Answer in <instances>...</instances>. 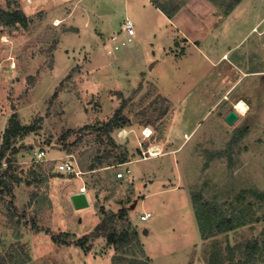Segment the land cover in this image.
I'll use <instances>...</instances> for the list:
<instances>
[{
	"label": "rangeland",
	"instance_id": "1",
	"mask_svg": "<svg viewBox=\"0 0 264 264\" xmlns=\"http://www.w3.org/2000/svg\"><path fill=\"white\" fill-rule=\"evenodd\" d=\"M235 1L0 0L28 19L0 24V151L11 119L33 129L0 158V264H210L264 241V0ZM126 19L136 36L121 46ZM207 32L231 38L207 46ZM240 100L248 113L230 126ZM115 117L128 121L105 132ZM61 157L79 175L58 172ZM82 189L90 207L77 210ZM196 199L244 225L205 239ZM110 214L111 233L97 235ZM123 230L140 244L118 249Z\"/></svg>",
	"mask_w": 264,
	"mask_h": 264
},
{
	"label": "trees",
	"instance_id": "2",
	"mask_svg": "<svg viewBox=\"0 0 264 264\" xmlns=\"http://www.w3.org/2000/svg\"><path fill=\"white\" fill-rule=\"evenodd\" d=\"M235 2L236 4H239L241 0H236ZM177 12L178 9L175 8L173 12L172 11L170 12L169 17L174 16ZM2 23L11 26H16L17 24H20L22 27L27 28L28 19L26 18L25 14L20 10L14 11L13 13H5L2 12L0 9V24ZM127 121L128 119L125 117L121 119L115 117L108 125H105L106 128L105 132L114 128V126H117L120 122H123V124H125ZM22 130L30 131L33 129H31V127L24 129V127L20 125L19 121H15V118L11 119V127H9L5 131L4 147L0 151L1 159L5 158L6 152L10 149L11 139L13 137L18 136L19 132H21ZM72 133L73 130H69L66 133L65 137L70 136ZM8 162L11 161L8 160ZM123 162L125 161L122 159L119 163H123ZM8 166L9 169L12 168L10 164ZM96 169L99 168H95L93 166L92 169L90 170H96ZM5 173L0 174L1 193H4L3 190L8 188V183ZM31 174L35 175L36 173L31 172ZM39 174L36 175L43 176L42 173ZM17 182H21V181L17 179ZM8 192H11V190L8 189ZM200 199H196L195 207L199 221L200 232L205 239L212 238L222 233L233 231L239 228L240 226L244 225V223L242 222L239 223L241 221V216H242L241 213L236 214V212H233V214H230L229 217L228 216L222 217V215H220L215 208L208 207L206 204L202 203ZM126 214H127V210L122 209L119 213V216L124 217ZM115 219H116V215L114 214L108 215L104 219V221L98 226V229L95 231L96 234L99 235L100 233L102 234L111 233ZM88 238H89L88 236H85L82 243L87 241ZM63 241L67 242L65 238H63ZM114 242L118 246L117 248L122 250L131 247L133 242H135L137 245L140 244L138 239V233L136 231H130V230H123L121 233L117 234V236L115 235ZM230 250L232 252L231 256L225 257L220 253L218 255H214L210 257L209 263L210 264H264V241H260L257 239L245 241V243L240 244L235 249H230ZM236 253L240 254V260L238 261H235L233 259Z\"/></svg>",
	"mask_w": 264,
	"mask_h": 264
},
{
	"label": "built area",
	"instance_id": "3",
	"mask_svg": "<svg viewBox=\"0 0 264 264\" xmlns=\"http://www.w3.org/2000/svg\"><path fill=\"white\" fill-rule=\"evenodd\" d=\"M123 29H124V33H125V38H124V41L122 42V45H126L128 43H131L133 42L134 40V37L136 36V32H135V28H134V23L131 19H126L124 25H123ZM119 48V47H118ZM144 135L146 137H149L146 135L147 131L145 130L144 132ZM149 153V152H148ZM36 156H37V161L38 162H41V161H48L49 159H47V153L45 150L43 149H40L39 151H37L36 153ZM148 156H145L144 159H149V158H152V154H151V150H150V154H148ZM52 161L56 162L57 163V171L60 172V173H63V174H77L79 175V173L76 171V166L74 164L73 161H70L64 157H61V158H55L53 159ZM131 173V170L128 169L127 170V174H130ZM117 177L119 179H123L126 177V173L124 171L120 172ZM82 191H85V189H82ZM152 217V213L151 212H148L146 214H144L142 216V219L145 221V220H148Z\"/></svg>",
	"mask_w": 264,
	"mask_h": 264
},
{
	"label": "water",
	"instance_id": "4",
	"mask_svg": "<svg viewBox=\"0 0 264 264\" xmlns=\"http://www.w3.org/2000/svg\"><path fill=\"white\" fill-rule=\"evenodd\" d=\"M240 119V114L238 111L232 110L230 111L227 116L225 117V122L232 126L234 125L238 120ZM254 122V119L252 117H249L248 126L251 125V123ZM71 202L75 209L82 210L90 207V200L86 192L81 191L78 193H75L71 196Z\"/></svg>",
	"mask_w": 264,
	"mask_h": 264
},
{
	"label": "crops",
	"instance_id": "5",
	"mask_svg": "<svg viewBox=\"0 0 264 264\" xmlns=\"http://www.w3.org/2000/svg\"><path fill=\"white\" fill-rule=\"evenodd\" d=\"M238 8H240V6L238 7ZM237 9V8H236ZM230 16H233V13L230 15ZM230 18H232V17H230ZM227 20H229V17H228V19ZM258 24H259V22H258ZM215 33L214 32H207V33H203V41H206V44H207V46H209V45H212V43H211V39H212V41H216V40H222L223 42L225 41V40H228L227 39V37H230L231 38V35H228V36H226L225 34H224V32H223V36H220L219 38H217V39H215ZM246 38H243V40L241 39V40H239L238 42H236V43H234L233 45H230L229 46V50L228 51H226V52H224L221 56H219L218 58H217V60H213L212 61V64L213 65H217V64H219L220 62H223L224 60L225 61H228V57H229V53H233V52H236L238 49H241V47L240 46H242V45H244L243 43H244V40H245ZM243 42V43H242ZM203 44V43H202ZM263 53L264 54V50H262V49H259V53ZM260 53V54H261ZM226 56H228V57H226ZM211 61V60H210ZM248 109H249V107H248ZM20 125L23 127V125L20 123ZM7 130V129H6ZM5 130V131H6ZM13 151L15 152V153H18V151L17 150H15V149H13ZM149 159H152V158H149ZM149 159H147V160H149ZM128 165V164H127ZM126 178V177H125Z\"/></svg>",
	"mask_w": 264,
	"mask_h": 264
},
{
	"label": "bare ground",
	"instance_id": "6",
	"mask_svg": "<svg viewBox=\"0 0 264 264\" xmlns=\"http://www.w3.org/2000/svg\"><path fill=\"white\" fill-rule=\"evenodd\" d=\"M5 42V41H4ZM234 107H235V109L238 111V113L240 114V115H246L247 113H248V106H247V104L244 102V101H242V100H240V101H238L235 105H234ZM153 146V145H152ZM151 146V147H152ZM157 146V145H156ZM151 150V154H152V158H156V157H158V156H160L161 155V151H160V147H155V148H153V149H150Z\"/></svg>",
	"mask_w": 264,
	"mask_h": 264
}]
</instances>
